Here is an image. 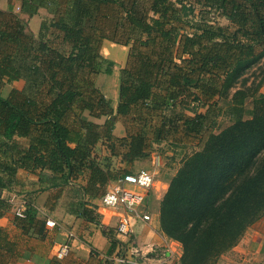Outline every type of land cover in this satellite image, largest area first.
<instances>
[{
    "label": "trees",
    "instance_id": "trees-1",
    "mask_svg": "<svg viewBox=\"0 0 264 264\" xmlns=\"http://www.w3.org/2000/svg\"><path fill=\"white\" fill-rule=\"evenodd\" d=\"M50 3L53 17L42 23L47 36L35 38L13 13L0 23V89L24 81L5 96L0 92V190L11 187L21 167L64 181L86 174L85 192L103 194L113 177L104 168L109 156L100 161L95 150L100 138L110 155L132 162L152 142L179 131L182 139H197L199 148L169 179L159 201V229L180 242L179 264H218L264 213V77L251 89L245 76L264 58V0ZM25 9L31 14L36 8ZM104 39L128 46L115 108L94 83L99 72H111L112 62L100 52ZM232 89L233 120L214 131L211 101ZM159 113L150 137L148 125ZM102 116L101 129L91 117ZM118 116L130 127L126 135L112 133ZM10 205L0 194V214ZM82 214L97 221L87 206ZM14 216L24 232L41 235L45 219L36 217L33 205L25 216Z\"/></svg>",
    "mask_w": 264,
    "mask_h": 264
},
{
    "label": "crops",
    "instance_id": "crops-1",
    "mask_svg": "<svg viewBox=\"0 0 264 264\" xmlns=\"http://www.w3.org/2000/svg\"><path fill=\"white\" fill-rule=\"evenodd\" d=\"M51 1L55 4L57 0H0V23H3L10 13H13L25 23L26 31L35 38L47 36L44 29H42V23L48 25L53 17V12L50 9L52 7ZM32 7L36 9L29 14L25 8ZM103 48L110 53L112 58L110 57L109 60L112 65H115L114 61L116 60L119 61L120 68L124 66L128 52L127 45L104 39L100 52L104 57H107L102 52ZM112 65L111 72L102 73L113 75L115 68L113 69ZM102 73L99 72L95 75V86L100 89L104 96L110 100L112 107L115 108L119 95V73L116 80L111 82L112 86L114 85L112 88H108V86H111L110 83H99ZM101 77L104 81L105 75L102 74ZM20 80L22 79H14L11 82H20ZM107 90L110 91V94L106 92ZM191 106L196 111L204 112L206 110V106L193 103ZM185 112L191 115L194 114L191 109H185ZM105 118V116L91 117L99 123L100 128L103 126ZM161 120V113L152 116L148 125V135L150 137L154 128L161 123ZM128 128L130 129L126 124L125 117L118 116L113 123L112 133L116 136H123L126 135ZM16 137L26 143V138L19 135H16ZM104 142L105 140L100 138L95 147L96 152L99 153L100 161L104 156L110 158L108 168H104L113 178L108 179L104 191L112 186L118 176L123 173L135 172L142 168L154 173L153 184L147 191L145 200L140 205L142 210L152 215V220L150 222L134 221L133 231L138 243L159 242L161 236L158 232V204L168 187L169 177L162 174L155 175L157 169L153 164V155L155 153L160 155L159 166H162L161 169L164 170L168 167L165 166L160 151L163 144L198 143V140L190 136L182 139L181 133L177 131L175 134H169L167 139L152 142V145L144 150L145 154L135 158L132 162L122 161L117 155H110ZM101 166L103 165L101 164ZM175 171L174 168L169 174L170 177ZM86 183V174H80L75 179L64 181L62 178L49 173L40 174L37 171L18 168L11 187L0 190L1 196L6 199L11 197L16 199L25 195L32 203L37 218L41 220L48 217L52 218L56 221V225L49 227L44 224L41 235H37L32 231L24 232L15 224L11 204L8 209L0 214V227L4 228L0 237V264H50L51 261H54L55 264H128L117 260L108 261L104 259V256L111 257L117 252V242L123 240L124 237H118L115 233L118 215L114 209L102 204L101 195L103 191L90 195L85 192L84 186ZM81 201H84V203H80ZM84 206L91 208L97 216V221L89 220L82 214ZM100 224L109 229L113 234L112 239L104 233ZM69 230L75 233V237L70 240L69 251L64 257L57 258L54 255L55 244L63 241ZM173 243L176 253L172 264H179V257L182 252L181 244L175 239H173ZM259 255L264 257V213L247 227L236 244L222 255L223 258L218 264H249L251 258L256 259Z\"/></svg>",
    "mask_w": 264,
    "mask_h": 264
},
{
    "label": "built area",
    "instance_id": "built-area-1",
    "mask_svg": "<svg viewBox=\"0 0 264 264\" xmlns=\"http://www.w3.org/2000/svg\"><path fill=\"white\" fill-rule=\"evenodd\" d=\"M160 155H153V164L158 166ZM154 181V173L147 169H139L135 172L123 173L116 179L115 183L107 188L101 195L103 205L114 209L118 219L115 225V233L118 237H124L117 242V252L111 256H104L105 260H117L128 264H172L175 258V245L173 239L164 234L160 229L159 242L138 243L134 236V221L141 220L150 222L152 215L140 208L146 198L147 191ZM12 204L14 214L25 216L26 210L32 203L27 197L20 196L16 199L8 198ZM46 226L56 225L52 218H45ZM75 237L72 230L67 231L66 238L57 242L54 255L57 258L64 257L70 248V240Z\"/></svg>",
    "mask_w": 264,
    "mask_h": 264
},
{
    "label": "rangeland",
    "instance_id": "rangeland-1",
    "mask_svg": "<svg viewBox=\"0 0 264 264\" xmlns=\"http://www.w3.org/2000/svg\"><path fill=\"white\" fill-rule=\"evenodd\" d=\"M218 20L221 23H227V21L224 18L218 17ZM102 52L104 55L106 54V56H107L106 58L109 59L111 57L110 53L106 52L105 48H103ZM114 62H115V65H112V68L113 69L115 68L113 70V75H111V76L106 75V74L102 73V72H104V71H102L101 73L103 74V76L105 75V79H104V81H102L103 79L101 77L102 76V74H101L100 78H99V83L106 82V84L107 83L111 84L112 80H114V81L116 80L117 75L119 73L120 63H119V61H116V60ZM120 62H122V61H120ZM245 76H247V78H248L247 86H249L251 89L254 86H256L257 83L259 81H261V79L264 77V58H262L254 66H252L247 71ZM23 84L24 83L22 80H20V82H6L5 84H3L1 86L0 92L2 95L5 96L9 93L11 88H14V86H16L15 88H22ZM97 84H98V82H97ZM113 86L111 84V86H108V88H112ZM259 90L260 91L264 90V81L260 85ZM232 91H233V89L230 90V93L226 97H223V98L215 97L211 101V102L215 103L216 107H215L214 111H211V113H210L211 119L208 123H209V127L214 131L220 130L222 127L228 125L233 120V114L231 112L232 110H231L230 105H229V101H230ZM106 92L110 94V91L107 90ZM243 106H244V109L246 112L250 110V108H251L250 97H247V99L243 103ZM198 148H199L198 143H189V144L183 143V144H175V145L163 144L160 151H161V154L164 158L165 166L168 168H165L163 170V169H161L162 166H159L160 164L158 166H155V169H157V172L155 175H157V174L166 175L167 177H169L168 179H170L169 174L173 171V169L174 168L177 169L181 165L183 158ZM24 197H25V195H24ZM158 208H159V206H158ZM222 258L223 257L221 256L219 261H221ZM248 263L249 264H264V257H263V255H259V256H257L256 259L251 258Z\"/></svg>",
    "mask_w": 264,
    "mask_h": 264
}]
</instances>
